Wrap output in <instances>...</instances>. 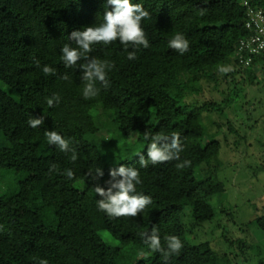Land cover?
Masks as SVG:
<instances>
[{"label":"trees","instance_id":"16d2710c","mask_svg":"<svg viewBox=\"0 0 264 264\" xmlns=\"http://www.w3.org/2000/svg\"><path fill=\"white\" fill-rule=\"evenodd\" d=\"M245 0H131L148 11L141 21L149 47L125 51L119 40L105 46L94 44L91 57L113 62L108 85L97 81L99 93L85 99V81L80 62L66 68L61 48L71 43L68 36L86 26L104 22L111 10L107 0H0V171L17 176V188L11 201L0 197V264H129L122 247L134 245L152 252L144 243L153 228L167 247L166 236L180 238L183 248L167 261L159 252L148 260L133 264H219L221 254L210 242L193 244L187 237L182 216L187 208L196 226L215 218L210 197L223 194L225 185L211 160L219 150V141L205 142L207 111H223L216 102L197 106L187 97L201 94L199 80L218 83L220 67L233 65L235 71L250 80L264 82V55L253 58L250 67L240 66L237 45L248 36L244 26ZM264 7V0H248ZM181 33L189 50L181 55L169 48V41ZM137 58L127 59L128 51ZM36 61H39L37 66ZM56 70L45 76L43 66ZM234 73H222L224 77ZM65 74L69 79L61 77ZM59 94L60 102L49 108L47 98ZM101 106L112 112L122 136L138 131L147 159L151 138L179 133L183 151L180 160L141 168L140 155L120 166L136 168L142 183L137 193L148 195L152 203L136 217H109L99 210L101 199L89 180V169L100 167L104 175L98 181L107 188L111 179L100 145L89 140L99 133L91 111ZM44 117L33 129L30 118ZM46 131H56L70 141V150L62 152L50 145ZM73 150L77 160L72 161ZM183 160L191 166L177 169ZM55 164L59 172L49 173ZM206 167V175L197 172ZM72 169L74 179H67ZM85 183L78 189L75 182ZM13 188V187H12ZM11 188V190H12ZM264 232V215L250 222ZM107 231L121 247L107 244L99 235ZM231 246L235 242L228 241ZM242 247L243 244H240ZM240 247V248H241ZM259 264H264L261 261Z\"/></svg>","mask_w":264,"mask_h":264},{"label":"rangeland","instance_id":"374dc122","mask_svg":"<svg viewBox=\"0 0 264 264\" xmlns=\"http://www.w3.org/2000/svg\"><path fill=\"white\" fill-rule=\"evenodd\" d=\"M226 67L230 68L226 73L234 71L231 76L225 78L219 73L217 84L200 79L202 93L187 97L191 104L200 106L213 101L223 110L204 112L202 119L206 126L205 142L220 143L211 166L216 165L225 192L209 199L216 213L212 221L196 226L191 208H187L182 222L193 244L210 242L221 254L219 264H259L264 261V232L250 222L264 215V82L259 78L250 80L246 74L235 71L233 65ZM1 87L5 88L2 84ZM91 115L100 131L89 140L100 145L108 171L143 153L144 144L138 131L122 136L112 112L101 106L95 107ZM3 145L0 140V146ZM205 169L203 166L198 170V177L206 175ZM16 178L11 171H0V197L11 201L18 191L13 186ZM75 187L83 189L85 183L78 180ZM99 235L107 244L121 247L120 241L107 231H100ZM227 240L235 245L231 246ZM122 250L129 264L153 257V252L134 245Z\"/></svg>","mask_w":264,"mask_h":264},{"label":"clouds","instance_id":"9594fccd","mask_svg":"<svg viewBox=\"0 0 264 264\" xmlns=\"http://www.w3.org/2000/svg\"><path fill=\"white\" fill-rule=\"evenodd\" d=\"M112 9L104 13V22L98 26H86L82 30H74L68 36V40L76 45L72 47L71 43H65L61 48V60L66 68H75L80 62V69L83 70L82 80L85 81L82 95L85 99H91L98 95L99 89L96 82H102L108 85L107 74L114 67L113 62L91 57L94 44H103L105 46L119 40L124 45L125 51L129 45L134 49L140 46L149 47V41L146 39L145 32L141 27V21L149 18V13L140 3H132L131 0H107ZM169 48L178 51L181 55L189 50V42L181 33H176L169 41ZM136 51H128L127 59H136ZM39 66V61H36ZM219 71L226 73L230 68L220 67ZM45 76L55 75L56 70L51 66L45 65L42 68ZM68 80L67 74L61 77ZM54 102H60L59 94H54L47 98L49 108L54 106ZM44 117L39 119L30 118L28 124L33 129L43 124ZM45 136L50 145H55L62 152L70 150V141L66 140L56 131H46ZM145 138H151V143L147 150V159L140 155L139 164L141 168H147L149 162L156 165L173 160H180V152L183 151L179 133L168 135H155L148 131L145 132ZM77 154L73 150L72 161L77 160ZM191 166L190 160H183L176 165L177 169H183ZM59 172L58 167L53 164L49 168V173ZM64 174L67 179H74L72 169H65ZM104 172L100 167L95 170L89 169L87 176L93 182V190L101 199L97 201L99 210L105 212L109 217H136L152 203V198L142 193H137L136 186L142 183L140 172L136 168L120 166L119 168L110 169L111 179L106 181L107 188L101 187L98 183ZM145 236L144 243L152 252L162 254L165 261L173 255L179 254L183 248L180 238L176 236H166L165 242L167 247L162 246L161 239L153 228L151 235L142 233ZM40 264H48L47 260H41Z\"/></svg>","mask_w":264,"mask_h":264},{"label":"built area","instance_id":"2783aa9c","mask_svg":"<svg viewBox=\"0 0 264 264\" xmlns=\"http://www.w3.org/2000/svg\"><path fill=\"white\" fill-rule=\"evenodd\" d=\"M244 5V26L249 34L238 43L236 57L240 66L250 67L255 56L264 55V7L253 6L248 0Z\"/></svg>","mask_w":264,"mask_h":264}]
</instances>
